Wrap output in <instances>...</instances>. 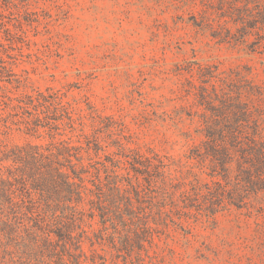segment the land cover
<instances>
[{
  "label": "trees",
  "instance_id": "1",
  "mask_svg": "<svg viewBox=\"0 0 264 264\" xmlns=\"http://www.w3.org/2000/svg\"><path fill=\"white\" fill-rule=\"evenodd\" d=\"M51 1L0 0V264L142 262L161 242L177 233L188 240L196 225L211 229L232 210L264 230V86L251 69H179L188 72L195 124L181 134L182 160L132 147L112 118L86 134L62 94L29 93L14 72L23 49L12 40L36 22L26 20L32 7ZM167 8L194 14L209 49L264 57V0H172ZM14 136L25 143L10 145Z\"/></svg>",
  "mask_w": 264,
  "mask_h": 264
},
{
  "label": "rangeland",
  "instance_id": "2",
  "mask_svg": "<svg viewBox=\"0 0 264 264\" xmlns=\"http://www.w3.org/2000/svg\"><path fill=\"white\" fill-rule=\"evenodd\" d=\"M171 1L39 2L32 7L35 15L26 19L36 22L25 23L27 34L12 40L14 48L23 49L14 72L28 82L29 93L62 94L82 118L86 134L112 118L132 147L182 160L189 148L181 134L193 132L195 124L183 85L188 72L180 75L179 69L194 62L224 71L247 66L251 78L264 86V57L209 49L192 26L194 14L167 8ZM24 143L14 136L10 145ZM216 220L211 229L196 225L188 240L175 234L142 262L134 257L109 264H264V230L253 219L232 210Z\"/></svg>",
  "mask_w": 264,
  "mask_h": 264
}]
</instances>
